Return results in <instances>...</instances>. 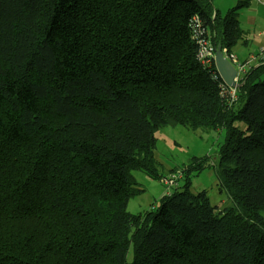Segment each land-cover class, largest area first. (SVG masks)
<instances>
[{
  "label": "trees",
  "instance_id": "16d2710c",
  "mask_svg": "<svg viewBox=\"0 0 264 264\" xmlns=\"http://www.w3.org/2000/svg\"><path fill=\"white\" fill-rule=\"evenodd\" d=\"M246 3L0 0V264H264V64L230 105L194 35L247 43ZM178 126L225 132L228 206L191 190L207 158L161 174L157 133ZM134 171L180 178L133 214Z\"/></svg>",
  "mask_w": 264,
  "mask_h": 264
},
{
  "label": "rangeland",
  "instance_id": "374dc122",
  "mask_svg": "<svg viewBox=\"0 0 264 264\" xmlns=\"http://www.w3.org/2000/svg\"><path fill=\"white\" fill-rule=\"evenodd\" d=\"M250 1L251 6L243 5L238 10L240 25L247 33L248 45L237 44L233 55L243 62L259 52L264 37V8L255 0H212L215 8L225 15L230 9L236 8L240 2ZM254 8V9H252ZM237 66V63H234ZM156 157L162 164L161 174L172 171L181 172L194 158H207L208 166L200 174L192 177L191 190L198 193L207 190L211 203L224 208L230 204L226 194L221 193L217 186L216 168L219 152L226 143L225 132L191 130L185 127H164L157 133ZM134 178L143 191L131 198L128 210L133 214L142 213L157 205L159 200L173 189L161 179H151L142 171H134ZM182 176V174H180ZM182 183V182H181ZM132 258V252L130 253Z\"/></svg>",
  "mask_w": 264,
  "mask_h": 264
},
{
  "label": "built area",
  "instance_id": "2783aa9c",
  "mask_svg": "<svg viewBox=\"0 0 264 264\" xmlns=\"http://www.w3.org/2000/svg\"><path fill=\"white\" fill-rule=\"evenodd\" d=\"M259 2L264 6V0H259ZM194 24V35L197 43L200 46L199 51V59L203 64L209 65L212 59H215L217 47L214 46L206 35V30L202 27L199 19L195 20ZM224 56L231 60V62L237 63L236 69L238 71L237 77L235 78V82L241 85L242 79L244 76L252 69V67H257L259 65L264 64V45L259 49V52L256 55L250 56V58L245 62L238 61L237 57H235L231 51L222 50ZM222 93L228 94L231 98L230 105L237 99L238 89L237 87L227 86L225 83L222 85ZM180 178L177 176H173L170 179H166L165 183L168 185L174 184L175 180Z\"/></svg>",
  "mask_w": 264,
  "mask_h": 264
},
{
  "label": "water",
  "instance_id": "95a60500",
  "mask_svg": "<svg viewBox=\"0 0 264 264\" xmlns=\"http://www.w3.org/2000/svg\"><path fill=\"white\" fill-rule=\"evenodd\" d=\"M215 62L217 66V70L220 73L224 83L230 87H237L240 88L241 85L235 82V78L237 77L238 71L235 65L224 56L221 47L217 48L216 55H215Z\"/></svg>",
  "mask_w": 264,
  "mask_h": 264
},
{
  "label": "crops",
  "instance_id": "0c3cea01",
  "mask_svg": "<svg viewBox=\"0 0 264 264\" xmlns=\"http://www.w3.org/2000/svg\"><path fill=\"white\" fill-rule=\"evenodd\" d=\"M255 2H257V4L261 5V6L264 8V6L259 2V0H255ZM245 6L250 7V6H251V2L248 1V3H246ZM252 9H254V8H252ZM239 19H240V16H239ZM262 36L264 37V32L262 33ZM242 44H244V43H242ZM248 44H249V42H248V40H247V43H245L244 45H248ZM263 45H264V39H263L262 43L260 44V48H261ZM260 48H259V49H260ZM231 53L233 54L232 50H231ZM237 59H238V58H237ZM238 61H239V60H238ZM246 61H247V60H246ZM240 62H241V61H240ZM243 62H245V61H243Z\"/></svg>",
  "mask_w": 264,
  "mask_h": 264
}]
</instances>
